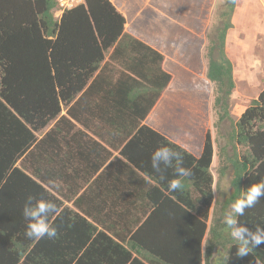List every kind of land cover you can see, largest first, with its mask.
<instances>
[{
	"label": "trees",
	"instance_id": "obj_1",
	"mask_svg": "<svg viewBox=\"0 0 264 264\" xmlns=\"http://www.w3.org/2000/svg\"><path fill=\"white\" fill-rule=\"evenodd\" d=\"M237 2L225 1L205 49L217 127L230 123L220 174L233 177L208 227L211 135L196 156L145 124L172 81L165 56L126 31L111 0H85L58 18V0H0V264H211L219 248L228 250L219 264H264V243L239 258L223 223L231 204L264 180V90L238 121L231 116L227 36ZM63 107L67 115L39 140ZM165 145L192 170L175 191L167 187L172 167L151 168V154ZM29 196L56 204L48 218L55 239L25 236ZM238 222L264 227V198Z\"/></svg>",
	"mask_w": 264,
	"mask_h": 264
},
{
	"label": "rangeland",
	"instance_id": "obj_2",
	"mask_svg": "<svg viewBox=\"0 0 264 264\" xmlns=\"http://www.w3.org/2000/svg\"><path fill=\"white\" fill-rule=\"evenodd\" d=\"M112 1L126 18V31L159 50L165 56L164 68L172 76L168 89L145 124L196 156L200 155L206 137L211 135L215 200L208 222L210 227L221 216L222 205L233 192L232 173L220 174L221 148L226 146L230 123L217 127L214 85L207 80L205 59L207 34L218 25L226 0ZM233 25L227 36V53L234 64L236 83L231 116L238 121L264 90V0H238ZM66 112L63 107L58 119L38 131L36 137L44 138ZM75 128L82 129L78 125ZM65 204L73 208L72 203ZM208 241L209 234H206L203 253ZM227 252V248H219L211 264L225 260Z\"/></svg>",
	"mask_w": 264,
	"mask_h": 264
},
{
	"label": "clouds",
	"instance_id": "obj_3",
	"mask_svg": "<svg viewBox=\"0 0 264 264\" xmlns=\"http://www.w3.org/2000/svg\"><path fill=\"white\" fill-rule=\"evenodd\" d=\"M151 168L157 174L162 173L168 167L174 169V177L167 181V187L170 191H175L182 187L181 177H189L192 170L184 166V157L181 152L174 150L169 146H160L151 154ZM161 179H164L161 176ZM264 198V180L252 184L244 192L242 198H237L231 204V213L225 218L223 223L230 230V235L238 241L236 256L243 258L256 249L261 243H264V227L257 226L255 231L240 225L238 217L244 215L245 210L252 208ZM57 211L54 202L43 197H27L22 215L26 221L25 236L29 239H39L47 237L55 239L58 234L57 228L48 222L51 214Z\"/></svg>",
	"mask_w": 264,
	"mask_h": 264
},
{
	"label": "built area",
	"instance_id": "obj_4",
	"mask_svg": "<svg viewBox=\"0 0 264 264\" xmlns=\"http://www.w3.org/2000/svg\"><path fill=\"white\" fill-rule=\"evenodd\" d=\"M84 2L85 0H58L59 8L57 11L62 14L64 11L73 9Z\"/></svg>",
	"mask_w": 264,
	"mask_h": 264
},
{
	"label": "crops",
	"instance_id": "obj_5",
	"mask_svg": "<svg viewBox=\"0 0 264 264\" xmlns=\"http://www.w3.org/2000/svg\"><path fill=\"white\" fill-rule=\"evenodd\" d=\"M112 1V0H111ZM113 3H114V1H112ZM115 4V3H114ZM116 5V4H115ZM117 7V6H116ZM118 8V7H117ZM119 10V9H118ZM120 11V10H119ZM62 14H60V13H58V11H57V13H55V16L58 18V17H60ZM135 36V35H134ZM257 263H259V262H257ZM256 263V264H257ZM259 264H261V263H259Z\"/></svg>",
	"mask_w": 264,
	"mask_h": 264
}]
</instances>
